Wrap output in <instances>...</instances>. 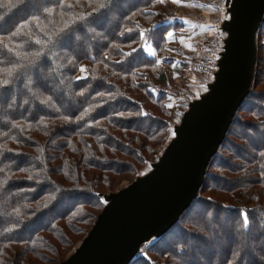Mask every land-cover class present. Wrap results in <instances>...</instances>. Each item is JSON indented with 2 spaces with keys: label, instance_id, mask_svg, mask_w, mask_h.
I'll use <instances>...</instances> for the list:
<instances>
[{
  "label": "trees",
  "instance_id": "1",
  "mask_svg": "<svg viewBox=\"0 0 264 264\" xmlns=\"http://www.w3.org/2000/svg\"><path fill=\"white\" fill-rule=\"evenodd\" d=\"M28 1L3 0L7 6L0 7V38L7 45L0 44V79H9L0 100L10 95L0 106V264H55L65 258L103 207L100 194L135 178L168 128L165 95L157 84L169 78V63L142 48L146 38L156 53L164 51L170 23H153L159 0L132 1L111 20L108 14L127 0H49L4 27ZM82 31L88 38L81 42ZM67 36L83 50H62ZM83 61L89 65L78 79ZM29 70H41L44 89L21 78ZM263 78L255 71L253 86L264 85ZM52 82L71 87L73 109L60 108L49 90ZM15 85L35 90L36 105L16 96ZM252 89L210 160L197 197L168 232L154 238L157 259L130 264H200L204 254L215 253L217 241L224 246L211 264H243L244 249L261 237L251 264H264V120L257 121L264 107L251 104L263 100ZM37 106L52 109L40 112ZM9 110L15 112L8 116ZM242 111L253 122L239 123ZM237 124L244 129L232 138ZM255 132L262 140L252 145ZM215 162L220 166L210 174Z\"/></svg>",
  "mask_w": 264,
  "mask_h": 264
},
{
  "label": "water",
  "instance_id": "2",
  "mask_svg": "<svg viewBox=\"0 0 264 264\" xmlns=\"http://www.w3.org/2000/svg\"><path fill=\"white\" fill-rule=\"evenodd\" d=\"M213 77L187 103L150 169L100 196L104 205L73 252L57 264H129L143 244L174 226L197 197L210 160L252 86L264 0H225Z\"/></svg>",
  "mask_w": 264,
  "mask_h": 264
},
{
  "label": "rangeland",
  "instance_id": "3",
  "mask_svg": "<svg viewBox=\"0 0 264 264\" xmlns=\"http://www.w3.org/2000/svg\"><path fill=\"white\" fill-rule=\"evenodd\" d=\"M49 0H29L27 2V5L23 8H21L19 10V12H17L14 16H9L8 19L4 22L5 24H3L4 27L6 26H9L12 22V20L16 17H20V16H23L25 14H28V13H31V12H37L41 9V7L47 3ZM132 1H135V0H127V2H125L124 4H122V6H117L112 12H110L108 15H109V20L112 19L113 15H116L118 12H121L123 10V8L125 6H127L128 4H130ZM170 5L171 3L168 1V3H166V11H164L163 7L165 6V4H161V6L159 7V9H156V10H153V12L155 13L154 14V22L156 25L157 23L160 24V22L167 20L166 17L170 15L169 13V10L170 9ZM225 7V6H224ZM107 15V16H108ZM227 14H226V18H227ZM225 18V19H226ZM106 19H104L105 21ZM144 29H147V27H145ZM218 27L216 28V33L214 34V36L211 38L213 39L215 37V35H217V33L221 30H218ZM109 32V31H108ZM77 38L79 39V41H83L84 38H88V36L85 34L84 31L80 32L79 34H77ZM77 39V40H78ZM94 38H90V41L92 40V43H96V40H93ZM210 39V40H211ZM77 40L75 41V39L73 38H69L68 36L64 39V40H61V49L62 50H67V52L69 53H77L79 52L80 50H83L84 48V45H79V42H77ZM207 41L206 43L202 42L200 44L197 45V51L199 53V60L197 62H193L190 64V66L186 65L187 62H184L185 66L184 68H182V70L185 69V71L187 70V68L190 70V72L194 71L196 72L198 75L200 74H203V68H204V57L201 56V51L200 49L203 48L204 44H207L208 42ZM95 45V44H94ZM257 46L259 47V51L257 52V58L259 60L262 59V61L260 62V64H262L260 67V69L258 68L257 66V63L259 65V60L257 61L256 60V67H255V70H254V73L256 71V75L260 76L261 78L264 77V25L261 26L260 30H259V33H258V36H257ZM149 47L152 48V45L150 43L149 40H147L145 38V40L142 41V48H144V50H147ZM171 47H174V46H167L166 45V37H165V45H164V49H166V51H162L160 53H157L155 57L158 61H162V60H166L167 62H173L172 60L174 58H172L174 55L171 54L170 52V48ZM60 48L58 50H56V52H60ZM153 49V48H152ZM154 50V49H153ZM260 56V57H259ZM214 63H212L213 65ZM89 65L88 61H83L81 62L80 66H79V69H78V73H77V78L78 77H84L85 75V71L84 72H81L80 69L81 68H84L86 70V67ZM195 66V69H193V66ZM32 71V70H31ZM30 70L27 72L26 75L22 76L21 78H26L29 79V78H32L33 81H36V87L37 90H42L44 89V84L42 82V74H41V70L40 71H36V70H33V71H36L37 73H40V74H37L36 72H31ZM168 73H169V78L167 79V81L165 83H162L161 86L159 84H157V86L159 87L160 90L163 91L164 95H165V106L167 108V112H168V118H167V121H168V128L165 132V135L163 137V140L161 141L160 144L156 145L155 146V149L153 151V155L151 156V160L152 161H148L147 163H145L137 172V176L138 175H142L144 173H146L149 169H150V164L152 162H154L159 156L160 154L162 153L164 147L167 145V143L169 142V140L172 138L173 136V125L177 124L180 120V117L183 113V111L186 110L187 108V103L189 101H191V97L194 96V98H197L198 94L196 93H189L187 91V88H184L182 85H180L177 81L174 82V76L170 75V69L168 70ZM206 74V75H205ZM205 76H207L206 80L208 79L210 82L212 80V75H208V71L205 70ZM182 76V75H181ZM264 79V78H263ZM180 81V80H178ZM20 82V81H19ZM26 83V82H25ZM22 85V84H21ZM25 86L27 84H24ZM25 86H20V85H15V95L22 98L23 101H27V103L30 105V104H33L34 106L36 105L37 103V98L34 96L35 93L33 92H36L35 90L32 92L30 91L27 87ZM202 86V84H201ZM252 88V91H255L256 93L258 94H261V98L263 100L260 101V103L258 102V100H252L253 102H251L252 105H254L253 103L256 102L255 105H259L264 107V85L263 84H260L258 85L257 87H255V85L251 86ZM49 90L51 91V94L54 95V98H55V101L59 104L60 108L61 109H64V110H71L73 109L74 107V103H72L70 100L72 99L71 98V95H70V92L72 91L71 90V87H67V88H64V89H61V86L59 87V83H55V82H52L50 83V86H49ZM202 91H205L206 90V86H202L201 88ZM10 98V95L8 96H5L3 99L0 100V106L1 107H5L7 105V101L9 100ZM249 105V104H248ZM246 106L245 108L247 109L249 106ZM38 107V106H37ZM52 108H47L45 106H39L38 107V111L40 112H48L50 111ZM14 110H9L8 111V116L13 114ZM254 111V110H253ZM15 112V111H14ZM251 116L248 115L247 112L245 111H242L240 114H238V121L239 123L240 122H253L251 120ZM258 120L257 121H262L264 120V115L263 116H260L259 118H257ZM242 126H240L239 124H237V126L234 128V134H233V137L234 138V135L235 136H238L241 134L242 132ZM244 129V128H243ZM262 129V128H260ZM254 133V132H253ZM254 137L252 139V141L250 142V144L252 143V145H257V143H259L261 140H262V136L261 134L258 132H255V134H253ZM242 142V141H241ZM249 144V146H251ZM221 152L219 153V156L221 157ZM221 162V161H220ZM219 163L215 162L214 166L211 168V171H210V174H212L213 172H217L215 168H218L220 165H218ZM222 164V163H220ZM107 176L110 177V174L109 173H106ZM134 179V178H133ZM133 179H130L128 181H122L120 183V185L117 187L116 190L126 186L130 181H132ZM115 190V191H116ZM114 192V191H112ZM239 205L241 206H245L244 204H242L243 202L246 204L247 202L244 200V198H239ZM246 207V206H245ZM0 217H1V213H0ZM220 223V222H219ZM220 225H222V221L220 223ZM30 230V227H28L25 231L26 232H29ZM232 236V235H231ZM232 239L234 240L235 244H236V238H233L232 236ZM167 240H169V238H167ZM226 240V239H225ZM158 240L154 241V239H151L149 242L145 243L141 248H140V251L139 253L137 254V256L135 257L134 260H132L130 263H133L135 260L139 259L142 260V259H145L147 261H152L154 262L156 259H157V256L155 255L154 253V250H153V246L155 248V244L157 243ZM219 244L218 246H214L212 245L211 249L212 251H214L215 253H213V255L211 256V254H204L203 258H202V262L200 264H209L211 261L215 262L216 260H213L215 259L216 257H219L220 256V250L222 249V247L224 246V243L220 242V241H217ZM263 242V237L260 238L259 241H257L255 244H253L251 242V244L247 245L246 249H244V258H243V264H251L253 262V258L255 256V252L253 250V247H260V245L262 244ZM80 243V242H79ZM79 245V244H78ZM157 245H160V244H157ZM221 245V246H220ZM165 246V245H164ZM68 250V249H66ZM65 250V252H66ZM69 253H67L68 255L66 257H68L72 252H73V249L72 247L69 249ZM71 252V253H70ZM195 252L197 253L198 250H195ZM199 253H197L198 255ZM209 255V256H208ZM65 257V258H66ZM63 258V259H65ZM62 259V260H63ZM205 259V260H204ZM60 260V261H62ZM195 260L197 261L198 263V260L195 258ZM60 261H58L57 263H59ZM55 263V264H57ZM129 263V264H130ZM211 264V263H210Z\"/></svg>",
  "mask_w": 264,
  "mask_h": 264
},
{
  "label": "crops",
  "instance_id": "4",
  "mask_svg": "<svg viewBox=\"0 0 264 264\" xmlns=\"http://www.w3.org/2000/svg\"><path fill=\"white\" fill-rule=\"evenodd\" d=\"M171 3L169 13L166 17V23H170V28L167 30L166 45L171 47L170 52L174 55L173 62H168L167 69H170V75L174 76V82H178L184 88H187L189 93H197L199 96L202 92V86L208 83L205 72L198 75L196 72L187 68L182 70L185 64L190 66L191 63L197 62L200 58L197 51V45L209 41L216 33V28L219 29L220 23L226 18L225 0H182L180 4H174L171 0H165L163 4L166 11V3ZM199 5H205L201 8ZM187 21V23H185ZM169 33L172 36L169 37ZM148 56H155L157 53L151 47L144 50ZM166 51V49H164ZM215 69H211L208 75H212ZM205 74V75H204ZM182 75V76H181ZM180 80V81H178ZM162 83H159L161 86ZM202 84V86H201ZM194 99V96L191 97Z\"/></svg>",
  "mask_w": 264,
  "mask_h": 264
},
{
  "label": "built area",
  "instance_id": "5",
  "mask_svg": "<svg viewBox=\"0 0 264 264\" xmlns=\"http://www.w3.org/2000/svg\"><path fill=\"white\" fill-rule=\"evenodd\" d=\"M223 39L224 33L219 31L210 42L204 44L203 48L200 49L201 56L204 57V68L202 73H204L205 70L209 72L211 69H216V60L221 51ZM212 63L214 64L212 65ZM195 66L196 65L193 66V69H195Z\"/></svg>",
  "mask_w": 264,
  "mask_h": 264
},
{
  "label": "snow or ice",
  "instance_id": "6",
  "mask_svg": "<svg viewBox=\"0 0 264 264\" xmlns=\"http://www.w3.org/2000/svg\"><path fill=\"white\" fill-rule=\"evenodd\" d=\"M17 2H20V0H17ZM164 2H165V0H159V3H164ZM171 2L174 3V4H180L182 2V0H171ZM11 3H12V0H8V5H11ZM4 6H7V5H5L3 3V0H0V7H4ZM100 6L103 7L104 5L101 4ZM68 7H71V5H68ZM199 7L203 8V7H205V5H199ZM46 12H47V14L51 15L52 12H53V9H47ZM185 23H187V21H185ZM12 35L15 36L16 33L14 32V33H12ZM141 35H143V34H141ZM168 35H169V37H171L172 33H169ZM36 43H39V41H37ZM0 44H2L5 48L7 47V45L4 44V42H3V38H0ZM80 71L84 72L86 70L84 68H81ZM11 74H12L11 70L9 69L5 75H6V77H10ZM83 78H85V77H78V79H83ZM8 84H9V79L8 78L0 79V88H3L5 86H7ZM0 171H3V169H0ZM29 179H31V177H29ZM243 222H244L245 225H247L248 219H247L246 216L243 217Z\"/></svg>",
  "mask_w": 264,
  "mask_h": 264
}]
</instances>
